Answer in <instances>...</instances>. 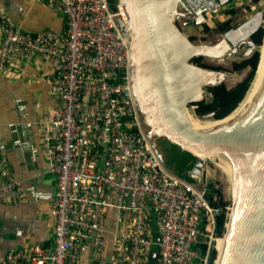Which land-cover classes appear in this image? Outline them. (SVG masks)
Wrapping results in <instances>:
<instances>
[{
  "label": "built area",
  "instance_id": "2783aa9c",
  "mask_svg": "<svg viewBox=\"0 0 264 264\" xmlns=\"http://www.w3.org/2000/svg\"><path fill=\"white\" fill-rule=\"evenodd\" d=\"M66 17V32L24 31L0 16V71L15 60L45 58L51 94L61 102L46 133L56 187L50 245L9 251L0 264H194L199 237L215 232L219 209L164 170L139 125L129 73L132 33L120 5L107 0H48ZM205 192V190H204ZM5 203L27 200L6 164ZM154 224L159 241L153 237ZM207 260V256L205 258Z\"/></svg>",
  "mask_w": 264,
  "mask_h": 264
},
{
  "label": "water",
  "instance_id": "95a60500",
  "mask_svg": "<svg viewBox=\"0 0 264 264\" xmlns=\"http://www.w3.org/2000/svg\"><path fill=\"white\" fill-rule=\"evenodd\" d=\"M205 1L118 0L132 33L129 73L133 98L147 143L166 172L205 194L200 187L205 160L221 157L227 161L235 186L221 264H264V61L244 102L227 118L216 120L214 128H194L189 115L198 121L211 120L214 113L198 115L197 104L204 100L207 88L235 77L193 60L222 61L242 48H247L243 56H249L257 47L252 36L264 28V11L225 32L221 41L196 45L182 29L202 26L210 11L236 0ZM158 139L198 159L189 174L195 183L167 166ZM151 231L158 242L154 224ZM158 251L156 245L151 248L149 264H157Z\"/></svg>",
  "mask_w": 264,
  "mask_h": 264
},
{
  "label": "crops",
  "instance_id": "0c3cea01",
  "mask_svg": "<svg viewBox=\"0 0 264 264\" xmlns=\"http://www.w3.org/2000/svg\"><path fill=\"white\" fill-rule=\"evenodd\" d=\"M1 15L31 34L66 32V17L50 8L48 0H0ZM53 74V67L41 57L17 59L0 71V168L7 165L10 175L22 183L27 198L5 203L4 194H0V263L9 251L53 243L51 208L56 187L45 147L48 127L61 106L50 92ZM111 253L109 237L104 264ZM85 264H92L91 253Z\"/></svg>",
  "mask_w": 264,
  "mask_h": 264
},
{
  "label": "trees",
  "instance_id": "16d2710c",
  "mask_svg": "<svg viewBox=\"0 0 264 264\" xmlns=\"http://www.w3.org/2000/svg\"><path fill=\"white\" fill-rule=\"evenodd\" d=\"M107 1L109 3L110 9L115 11L118 0ZM250 1L251 3L257 4L261 0ZM229 13L235 14L236 12L233 10ZM204 29L205 31H208L209 27L206 25ZM216 29L220 33H224L227 30H230V23L219 22L216 24ZM263 34L264 28H261L257 34L253 36V42L257 46L256 49L240 62H233L232 64V68L235 72L242 73L246 70H249L246 76L233 87H228L225 83H223L215 87L207 88L206 91L209 93V98L204 99L197 104L196 111L198 115L214 113L211 120H221L230 116L244 102L256 80V72L260 58L258 50L261 52ZM190 39L193 40L194 38L190 37ZM221 39L219 41H221ZM203 67L207 68L210 66L203 65ZM216 68L218 70L221 69L220 67ZM157 145L164 155L167 166L171 168L180 178L190 183H195L189 174L193 170L198 159L191 153L182 151L176 145L171 144L165 139H158ZM205 188L206 190L204 196L206 200L212 207L219 209V214L216 217L215 236L220 238L223 237L226 232V224L229 220V207L231 206V203L224 200L221 190L215 188L213 184H206ZM202 229L203 231H206L205 225ZM202 241L203 240L201 239L198 240L197 244L195 245V250L198 252L199 257L195 260L194 264H203L206 256L208 258V264H214V261L217 258L216 249L211 248L208 250L207 244H204Z\"/></svg>",
  "mask_w": 264,
  "mask_h": 264
},
{
  "label": "rangeland",
  "instance_id": "374dc122",
  "mask_svg": "<svg viewBox=\"0 0 264 264\" xmlns=\"http://www.w3.org/2000/svg\"><path fill=\"white\" fill-rule=\"evenodd\" d=\"M233 10L234 12H236L235 14L229 13L230 11H233ZM259 10L264 11V0H261L257 4L251 3L250 0H236L235 2H232L225 7L219 8L215 12L210 11L207 14L205 24H203L202 26L200 27L188 26V27H184L182 31L188 38L190 37L194 38L191 41L196 45H202V44L213 45L217 43L221 39L222 35L225 33V32L220 33L219 31H217L216 29L217 23L229 22L230 29H233L237 27L240 23L249 19L255 12H258ZM206 25L209 27L208 31H205L204 29ZM245 49L246 48L240 49L239 51H237V54L232 55L231 57L225 60H222V61H212V60H207V59H194L193 63L199 64V65L204 64L206 66L220 67L222 68V70H225L227 73L231 75H235L233 79L227 80L225 82L226 86L233 87L236 83L241 81L246 76V74L249 72V70H246L242 73H238V72H235L232 68L233 62H240L241 60L245 58L243 56ZM207 98H209V93L205 91L204 99H207ZM210 121L213 122V120H202L200 122L203 123V122H210ZM200 179H201L200 187L203 190H206L205 188L206 184H213L215 188L221 190L224 200L230 202L231 203L230 205L232 206V200H233L232 186H231L229 177L223 171L222 167L216 161H214L211 157L205 160ZM231 206L229 208H231ZM211 232L212 230L205 231L204 235H202L199 238V240L200 239L203 240L202 242L204 244H207L208 250H210L211 248L215 249V244H216L215 241L218 238L217 236H215V232H213V234ZM217 258H218V252H217ZM203 264H208V261L204 259Z\"/></svg>",
  "mask_w": 264,
  "mask_h": 264
},
{
  "label": "bare ground",
  "instance_id": "6f19581e",
  "mask_svg": "<svg viewBox=\"0 0 264 264\" xmlns=\"http://www.w3.org/2000/svg\"><path fill=\"white\" fill-rule=\"evenodd\" d=\"M207 1V0H206ZM205 1V2H206ZM124 11V10H123ZM125 13V12H124ZM236 34L232 35L230 37V39H234ZM223 39V37H222ZM221 39V40H222ZM262 46H261V52H260V62H259V68H257V72H256V78L259 74V71L261 69V66L263 64V61H264V38H263V41H262ZM248 47V46H247ZM190 109V108H189ZM190 115V118H191V122H192V125L194 126V128H197V129H210V128H214V125L216 123H218L217 121L216 122H203L201 123L200 121L196 120L191 114ZM214 161H216L223 169V171L227 174V176L229 177V180L231 182V186H232V198L234 196V186H235V181H234V174L232 172V169L230 167V165L227 163V161L224 159V158H221V157H211ZM231 190V189H230ZM233 202V200H232ZM231 209H232V206L231 208H229V217H230V214H231ZM228 225V227L230 226L229 225V220L226 224V226ZM227 228V227H226ZM226 233V232H225ZM216 244H215V249L216 251L218 252V258L217 260L214 262V264H221V260H222V257L225 253V250H226V246H227V235L224 234L223 237H220V238H217L216 239Z\"/></svg>",
  "mask_w": 264,
  "mask_h": 264
},
{
  "label": "flooded vegetation",
  "instance_id": "af4514ba",
  "mask_svg": "<svg viewBox=\"0 0 264 264\" xmlns=\"http://www.w3.org/2000/svg\"><path fill=\"white\" fill-rule=\"evenodd\" d=\"M256 34H257V33H256ZM254 35H255V34H254ZM254 35H253V36H254ZM253 36H252V40H253ZM246 49H247V48H246ZM246 49H245V51H246ZM253 51H254V50H253Z\"/></svg>",
  "mask_w": 264,
  "mask_h": 264
}]
</instances>
